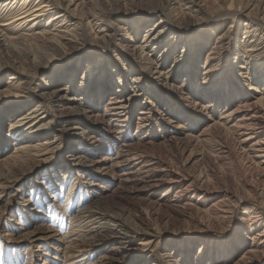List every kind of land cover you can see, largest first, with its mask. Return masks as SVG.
I'll use <instances>...</instances> for the list:
<instances>
[{"label":"rangeland","instance_id":"obj_1","mask_svg":"<svg viewBox=\"0 0 264 264\" xmlns=\"http://www.w3.org/2000/svg\"><path fill=\"white\" fill-rule=\"evenodd\" d=\"M5 1L11 2L0 1V23L16 17L12 16L14 8H8L11 3L6 5ZM52 2L48 16L49 11H56L67 1ZM188 2L79 0L74 15L71 11L64 21L42 27L47 20L42 16L33 27L70 32L69 41L51 42L52 46L47 41L24 37L22 32L27 31V26L21 29L19 20L0 24V88L14 70L20 85L25 76L34 75L24 87L0 91V110L6 106L19 108L12 117L33 105L35 100H25L26 96L56 84L65 83L69 95H79L81 79L90 66L97 65L87 80L94 85L90 88L94 94L89 91L82 93V99H63L78 107L75 118H71L74 123L57 103L47 104L42 121L46 126L42 130L55 141L49 150L22 166L14 177L18 180L0 193V264H99L102 254L116 251L120 253L113 264L245 261L244 248L251 244L253 234L258 241L257 232L264 229V156L258 157L259 151L248 147L251 140L239 142L236 131L225 127L232 122L225 115L237 107V100H242L240 95L247 89L252 99L263 96L260 114L264 116V0ZM30 4L37 6L34 0ZM159 19L167 24H159ZM154 21L157 25L152 27ZM163 25L165 36L154 52H164L167 58L157 66L137 59L136 51L131 49L141 43L145 28L151 26L154 32ZM174 29L182 31L180 41L172 37L170 30ZM123 32H128L127 46L122 45L119 36ZM5 36H14L12 41L17 40V45L11 42L8 47L3 43ZM181 52L184 58L173 67ZM35 58L42 62L37 71L32 68ZM188 66L191 71L186 78ZM102 72L105 87L110 88L106 92H99L97 87ZM205 72H215L216 79L202 83ZM134 74L141 76L136 89L131 82ZM164 75L175 78L165 82ZM118 84L121 94L128 96L134 91V97L130 99L129 112L124 111L127 114L120 118L125 119L112 120L107 126L105 102ZM225 89L232 90L231 99L229 95L224 98ZM147 99L154 104L147 103ZM148 105L150 112L140 123L138 112ZM84 107L93 108L92 114L98 115L88 118ZM6 113L0 119V155L12 150L16 142L12 138L18 136V130L8 131ZM165 115L171 121L164 119ZM210 118L224 125L211 126L203 135L202 127ZM64 120L72 126L59 129ZM29 123L31 120L26 126ZM260 134L264 136V129ZM124 143L132 144L133 150L141 153L138 159H130L125 178L123 175L118 181L111 170L90 165L89 158L125 157L129 151L121 146ZM77 153L87 157L82 166L75 163ZM96 200L112 215L99 218L103 216L100 215L91 225L99 226L108 236L96 247L91 246L80 260L77 256L67 260L66 256L73 253L71 240H85L90 234L77 230L79 223H70L71 217L82 214L87 209L84 207ZM120 218L125 221L123 228L117 225ZM69 223L75 228L71 233ZM37 225L49 228L51 234L33 243L23 235ZM114 243L118 246L110 250ZM262 245L253 258L264 264V241Z\"/></svg>","mask_w":264,"mask_h":264},{"label":"bare ground","instance_id":"obj_2","mask_svg":"<svg viewBox=\"0 0 264 264\" xmlns=\"http://www.w3.org/2000/svg\"><path fill=\"white\" fill-rule=\"evenodd\" d=\"M30 1L31 0H18V1L17 0H11V2H7V1L4 2L6 5L11 3L8 8H10V9L14 8V9H12L13 10L12 16H16V17L15 18L13 17L14 18L13 20H19L18 22L21 21V23L23 25V26H21L22 27L21 29L25 28L24 26H27L25 28L27 31L24 32L22 30L23 32L20 31L19 33H21V32L24 33L22 35H25L24 37H27V38H33L35 40L39 39L42 41H47L48 43L50 42V45H51V42H55V41H57L55 43H58L59 41L60 42L63 41L62 43H64V42L66 43V41H69L70 38L67 35L68 33H70L69 31L54 30V32H51L48 29H44V28L41 30H37V29L33 30V27L35 28V26L41 21L40 18L42 16H47V20H46L45 24L41 23L42 27L43 26H49L50 24H57L58 21H64L63 19L68 14H70L71 11H72L71 13L74 15V10H75L74 8L77 5V3L79 2V0H59V1L56 0L58 3L60 1H61V3H62V1H67V2L65 3V5L63 7L59 6L60 3L57 4L60 9L56 8V11L53 10L54 12L49 11V13H51L49 16L47 14L48 9H50L48 5H49V2H52V0H34L35 4L37 3L36 4L37 6H34V7L31 6L32 4H30ZM53 1H55V0H53ZM189 1L191 2L194 0H189ZM190 2H188L187 4L189 5ZM28 4H29V6H27ZM71 4H74V5H73V7L70 8ZM195 4L198 6L197 3H195ZM52 5H53V2H52ZM13 20H11V21L13 22ZM90 20L88 19L86 21L89 22ZM163 20L159 19L158 23L161 24V22H165L164 24H167L166 21L165 20L163 21ZM11 21H9V22H11ZM156 21H154V23L151 25L152 27H153V25H157V24H155ZM9 22H3L0 24H7ZM261 23H262V21H261ZM151 26H149L148 28H145L144 36L140 40L141 43L138 45L137 44L133 45L131 51H136L137 59H145L150 64H154V66H157L158 64H161L163 59L167 58V56L164 55V52H161L159 54H157V52H154L155 49H157V46L160 45V42H162L164 39V36L166 33L165 32L166 26L163 25L159 30L154 31V32H151V30H150V29H152ZM70 29H71V27H70ZM1 30L2 29L0 28V31ZM102 30L103 29H100L99 31H102ZM170 32L172 33V37L173 38L176 37L178 39V41H180V39L183 36L182 31H180L179 29L170 30ZM17 33H18V31H17ZM127 33L128 32H123L122 35H120V33H119V36H121L120 39L122 40V45H125V46L128 45L126 43V34ZM13 38H14V36H13ZM13 38H12V36L11 37L5 36V38H3V39L6 42L3 41V43H5L6 45H8V44L10 45L11 42L14 41ZM189 40H192V39L190 38ZM15 41L17 42V40H15ZM32 41H34V40H32ZM16 42L15 43L13 42L12 44H16ZM43 43H45V42H43ZM9 45H8V47H9ZM16 45H14V46H16ZM44 45H46V44H44ZM146 47H149V49H147V51H146ZM52 49H54V48H52ZM186 53H188V52H186ZM178 55H179V57L177 58V60H175L177 62L172 65L173 67L178 66L177 65V64H179L178 61L182 60L184 58V52H181ZM36 56H38V55H36ZM33 60L34 61L32 62V66H33L32 68L35 71H37V69L41 67L42 62L40 60L37 61L36 58ZM86 66H88V64H86ZM89 68L90 69L86 75L87 78L83 77V79H81V81H80V86L83 88H81L79 93H77V94L81 95V97L79 95H77V96L69 95L67 93V89H66L68 85L65 83L64 84L60 83V84H56L54 88L52 87V89H42V91L35 94L34 96H26L24 98L25 100H28V101H32V99L35 100L33 105H31L25 111L17 114L14 117H12V115L15 111H17L19 109L18 106H16V107H7L6 106L0 110V114H1L0 119L2 117V113L5 114L7 112L6 113L7 118H9L8 131H17L18 130L17 132H15L16 134L18 133L17 134L18 136H16L15 138L10 135L11 137H13L12 139L16 141V142H14L12 150L6 151L0 155V193L5 192V189L7 187L12 186V184L18 180V179L16 180V178H14V177L19 172V170L22 166H24L27 162L31 161L32 158L36 157L39 153H43V152H46L47 150H49L51 147V143L53 141H55V138L49 139L48 136H45V131L42 130L46 126L45 125L46 122H42L45 119V113L44 112L46 111V105L47 104L52 105L53 103H57L59 106H61V108L63 110H66V113L64 112L65 113L64 115H67L68 118L71 119V118H75V117H73V115L76 114L78 107H77V105H74V104H67L66 102L63 101V99H73V98L82 99V98H84V97H82V93L83 92L87 93L89 91L91 94H94L93 90H90V88L94 87V85L92 86L91 85L92 83L89 84V81H87V80H89L94 75V73L96 72V69H97V65H93V68H92V66H90ZM124 68H125V66H124ZM189 69H191V68H189V66L187 68H185L186 78L188 77V74L191 71ZM208 69H210V68H207V71H209ZM9 73L11 75L8 76L9 78L7 79L5 85L0 88V91L17 90L19 87H24V86L30 84L32 82V80L34 79V75L33 76L29 75V77L25 76V79L23 80V84L20 85L19 82H16V80H15L17 71L14 70L13 72H9ZM103 73L104 72H102V74L99 73V76H98V77H101L102 79L99 78L97 80L98 81L97 83H99V85L97 86L99 92H101V91L106 92L110 89L109 87H105L106 86L105 85L106 84V81H105L106 78H105V75ZM140 77L141 76L139 74H134V76L131 78L132 86L134 89H136V87L139 85ZM163 78H164L165 82H167L169 80H173L175 77H173L171 75H169V76L164 75ZM202 78H203L202 83H207V82L211 83L210 81L216 79L215 78V72H212V73L210 72L208 74H207V72H205V75ZM204 79H205V81H204ZM248 86L250 88H254L252 83H249ZM119 87H120V85L118 84V85H116V88L110 90L111 92H109L108 100L105 102L106 105H105L104 112H105V114H108L106 112H109V115H106V116L104 115V117H105L104 121H105L107 126H111L112 120H115V122H116V120H119L121 118V116H123L124 114L126 115L127 113H123V112L124 111L129 112L127 109L131 108L130 103L132 102V100H130V99H132L134 97L135 92L133 91L128 96H125V95L121 94L122 90L118 89ZM141 89L142 88H139L137 90H141ZM230 91H232V90H230V89L224 90L223 94H224L225 99H227L225 97L226 95H227V97L229 94L232 95V92H230ZM246 91H247V89L244 90V94L240 95V97L242 96V100H240L241 98L239 100H237V101H239V102H236L237 107H235L234 109H229V111H226L227 114L225 116L230 117L232 122H230L229 125L225 126V127H228L230 129H232L233 131H236L240 143H244L245 141L251 140V144L248 147H253L255 150L259 151L260 154L257 156L260 157V156H264V136L262 137L261 134L258 135L262 131V129H264L263 128L264 127V116H262L260 114L261 106H263V104H261V103H263V102H261V100L263 99V96L262 97L259 96L255 99H252V96H250L248 94V92H246ZM210 97H212V94H210ZM221 97H223V95L216 97V100H217L216 102H219ZM231 98L232 97H230V95H229L228 99H231ZM151 100L147 99V101H148L147 103L154 104V102L152 103ZM27 105H28V102H27ZM150 106H152V105H150ZM83 109L87 111L86 116L88 118L90 117V115H94V114L98 115V113L92 114L93 108L89 109L87 107H84ZM150 109H151V107H149V105L141 107V109L138 112L139 114L137 115V118L139 119L140 123L143 122L142 120L145 118V115L150 112ZM226 112H224V113H226ZM124 119L125 118L120 119V120L123 121ZM164 119L171 121L172 118L165 115ZM30 120H31V123H29L26 126L27 122H29ZM66 121L67 120H64V122H62L59 129H64L66 126H69V128H70L72 126V124L70 126V124H68ZM71 121H72V123H74V121L72 119H71ZM78 123H77V126L79 125ZM218 125L223 126L224 123H220L219 120H216L214 118H210L209 121L206 124H204V126L202 127L201 134L204 135L206 133H209V131L211 130L210 129L211 126L214 128ZM24 126H25V128H24ZM16 127H17V129H15ZM65 129H68V127ZM242 134H245V136L241 137ZM36 136H39L42 138H32V139L29 138V137H36ZM89 136H93V135L90 134ZM6 140H8V138ZM70 144H72V143H70ZM73 145H74V143H73ZM121 146L126 147L125 150L129 151V152H127L128 154L125 153L126 154L125 157L124 156L120 157L119 155H116L113 158L112 156L108 157L106 155H103L100 158H95V159L89 158L90 165L91 166L92 165L93 166L99 165L100 167H102L105 170L106 169L111 170L112 176H114V177L117 176L118 181L121 179V177L123 175L125 178L126 177L125 169H127V167H129L128 165H129L130 159H135V158L138 159L141 156V153L138 150H133L134 147L130 143H128V144L124 143V144H121ZM74 158L77 159V160H75V163L79 164V166H82L81 163H84V160L87 159V157L83 153H77ZM261 161H262V159H260L259 162H261ZM126 171H128V170H126ZM134 172H135V170H134ZM94 183H97V182L94 181ZM99 199H102V198H99ZM101 204L102 203L100 200L99 201L96 200L95 204L90 203L89 205L85 206L84 208H87V209L82 214H77V215L71 217L70 223L73 220H75L74 222L79 223V227L77 228V230L82 231V233H84L83 235H87V234H85V231L90 233V234H89L88 239L85 238V240L84 239L82 240L79 238L71 240L74 243L73 244V253H70L66 256L67 260L71 259V261H72L73 260L72 258L76 257V256H77V260H80L83 256H85V254H88L90 252L91 246L96 247L98 245V243L102 242V239H104L105 236H108V234H105L103 232L104 230H101L98 228L99 226L95 227V226L91 225L92 221L94 219L98 218L100 215H103V216L99 217V218H103V217L109 218V216L112 215L105 208H103V206ZM2 208H3V206L0 207V210ZM222 211H225V209H223ZM120 219H118L119 221H118L117 225L119 226V228H123L122 225L125 223V221H123L122 219L120 220ZM81 221H84L86 223L83 224ZM70 223H69L68 233L73 232L75 229L73 227H70ZM41 225L35 226V228H33L32 230L25 231L24 234H26V235H23V236L29 237L30 241L34 243L38 239H40L42 237H46L47 235H50L51 234L50 229L47 227L41 226ZM132 230L133 231L135 230V232L137 231L136 229H133V228H132ZM111 235L112 234H110L109 236H111ZM257 235H258L257 238H259V240L257 241L256 240V234H253V236L251 237L252 241L250 240L251 244H249L248 246H246L244 248V252L246 254L245 261L242 263L240 261H237L236 263H232V264H261L258 261V259L253 258V255L260 253L258 251H261L260 248L263 246L262 242L264 241V229L260 232H257ZM239 239L242 240L243 238L240 237ZM117 241L118 240H116V242ZM117 246L118 245L116 243H114L110 247V250H113ZM66 247H69V246H66ZM168 249H170V248H168ZM116 252H111L110 255L108 253V255L106 254V256H104V254H102L101 255L102 259H100L98 261L99 264H113V263H115L114 261L116 259H118V254L120 253L118 251H116ZM166 255H169V254H166ZM93 264H95V263H93Z\"/></svg>","mask_w":264,"mask_h":264}]
</instances>
